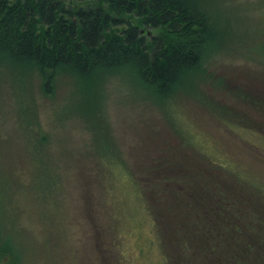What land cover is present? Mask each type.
I'll return each instance as SVG.
<instances>
[{
	"label": "rangeland",
	"instance_id": "374dc122",
	"mask_svg": "<svg viewBox=\"0 0 264 264\" xmlns=\"http://www.w3.org/2000/svg\"><path fill=\"white\" fill-rule=\"evenodd\" d=\"M206 1L219 51L163 99L126 76L62 79L45 98L0 69V223L22 227V264H178L154 198L168 185L204 198L196 172L239 195L242 225L264 237L249 225L264 212V0ZM36 112L44 145L24 135Z\"/></svg>",
	"mask_w": 264,
	"mask_h": 264
},
{
	"label": "trees",
	"instance_id": "16d2710c",
	"mask_svg": "<svg viewBox=\"0 0 264 264\" xmlns=\"http://www.w3.org/2000/svg\"><path fill=\"white\" fill-rule=\"evenodd\" d=\"M198 2L0 0V69L37 80L45 98L55 94L62 79H98L102 85L115 76H126L163 99L197 74L210 53L219 51L213 48L219 39L215 16L206 0V10L199 9ZM263 86H257L256 93L264 98ZM35 115L24 135L44 145L50 137L42 132L37 112ZM3 127L0 124L2 138ZM196 174L193 179L194 175L182 173L180 180L193 179L189 186L203 182L204 198L200 189L189 187L175 195L169 185L154 198L158 219L170 241L172 262L264 264V237L251 236L250 228L242 225L239 195L221 189V184L202 181ZM213 188L218 195H210ZM228 204L232 209L225 212ZM251 213L250 219H257L249 224L256 227L253 231L264 230V212L259 216L251 209ZM18 223H0V264H22L24 248L17 239L22 227ZM198 223L207 228L201 231Z\"/></svg>",
	"mask_w": 264,
	"mask_h": 264
}]
</instances>
